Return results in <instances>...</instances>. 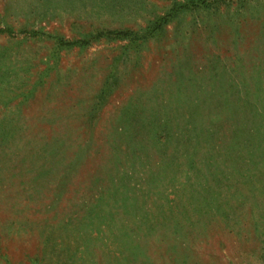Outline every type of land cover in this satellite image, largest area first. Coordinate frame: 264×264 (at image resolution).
<instances>
[{
    "label": "rangeland",
    "instance_id": "rangeland-1",
    "mask_svg": "<svg viewBox=\"0 0 264 264\" xmlns=\"http://www.w3.org/2000/svg\"><path fill=\"white\" fill-rule=\"evenodd\" d=\"M0 264H264V0H0Z\"/></svg>",
    "mask_w": 264,
    "mask_h": 264
},
{
    "label": "trees",
    "instance_id": "trees-1",
    "mask_svg": "<svg viewBox=\"0 0 264 264\" xmlns=\"http://www.w3.org/2000/svg\"><path fill=\"white\" fill-rule=\"evenodd\" d=\"M207 0H200V3H206ZM115 33V36L120 38L124 33H122V31H117V32H114ZM121 34V35H120Z\"/></svg>",
    "mask_w": 264,
    "mask_h": 264
}]
</instances>
